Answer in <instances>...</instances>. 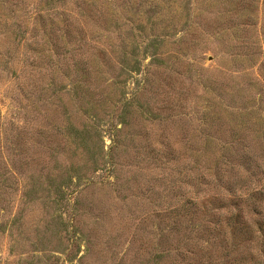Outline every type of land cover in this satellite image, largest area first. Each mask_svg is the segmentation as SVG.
<instances>
[{
    "label": "rangeland",
    "instance_id": "obj_1",
    "mask_svg": "<svg viewBox=\"0 0 264 264\" xmlns=\"http://www.w3.org/2000/svg\"><path fill=\"white\" fill-rule=\"evenodd\" d=\"M0 264H264V0H0Z\"/></svg>",
    "mask_w": 264,
    "mask_h": 264
},
{
    "label": "trees",
    "instance_id": "obj_2",
    "mask_svg": "<svg viewBox=\"0 0 264 264\" xmlns=\"http://www.w3.org/2000/svg\"><path fill=\"white\" fill-rule=\"evenodd\" d=\"M216 158H223V156H216ZM215 165L217 166L218 163H215ZM233 191V190H232ZM259 189L258 190H252V189H245V190H239V192H232V195H233V199L232 200H229V206L231 207H234V206H237L238 204H240L238 201H253L254 200V195L259 193ZM230 195V194H229ZM198 195L196 194L195 196H193V199L191 200L190 203H192L193 201V206H194V209L196 211V213L200 212L201 209H203V205H201L202 203H200L198 201ZM246 198H249L246 200ZM225 202V201H224ZM238 203V204H237ZM228 206V209L227 212L229 213V217L226 219V223L221 226L224 230V233L228 234L229 236H231L232 238L234 239H239L241 237H243L245 235V231L244 230V226H242V224H244L243 222H241V217H242V209L240 207H237L239 208L240 210H230V207ZM205 208V207H204ZM214 207H212L211 209H213ZM218 208H215V210H217ZM225 235V234H224ZM226 235V236H228ZM228 236V237H229Z\"/></svg>",
    "mask_w": 264,
    "mask_h": 264
}]
</instances>
